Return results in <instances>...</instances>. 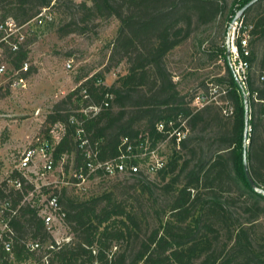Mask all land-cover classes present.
<instances>
[{"label":"trees","instance_id":"16d2710c","mask_svg":"<svg viewBox=\"0 0 264 264\" xmlns=\"http://www.w3.org/2000/svg\"><path fill=\"white\" fill-rule=\"evenodd\" d=\"M250 1L235 0L229 22ZM90 2L92 5L87 0L77 3L85 13L82 22L96 16L119 20L109 62L116 65L125 61L127 72L112 85L103 84V74L95 73L53 105L45 121L50 126L44 131L50 137L52 125L64 127L54 151L56 162L67 155L74 157L75 168L85 165L86 156L75 136L76 124L71 121L74 115L84 119L102 160L116 157L126 137L136 146L148 137L153 143L163 139L164 132L157 128L160 122L168 128L170 121L179 125V117L187 119L190 135L181 141L180 148L172 147L166 166L156 174L166 199H152L158 223L149 233L143 230L146 215H140L133 204L140 199H130L131 189L154 196L151 185L155 182L146 181L148 178L142 174L109 177L117 179L112 189L91 199H80L65 186L57 189L73 237L50 251L47 264H264V232H257L255 222L264 214V195L249 183L243 161L246 93L251 129L248 161L253 179L264 187V0H258L242 14L253 25L247 55L238 43L242 58L249 62L246 86L234 74L226 43L218 50L225 73L214 81L225 86L221 100L233 106L229 115L223 111L225 106L215 100L193 107L195 95L180 91L167 66L172 50L200 26L224 13L225 0ZM71 3L72 0H0V21L13 17L22 25L43 7L69 11ZM78 24L71 19L61 30L65 34L83 32L84 27ZM29 42L15 52L6 45L9 65L14 70L20 69L29 57ZM110 69L111 65L107 71ZM32 71L33 67L27 74ZM202 86L209 91L208 83ZM105 102H109L108 106H104ZM101 104L97 113L81 111ZM69 166L67 163V171ZM17 176L20 174L15 172L11 178ZM129 178L134 182L125 185ZM123 184L121 191L117 187ZM30 188V184H24L22 190ZM22 190L8 186L5 180L0 197H8L17 205L23 197ZM240 196L251 200L244 207L251 215L246 221L236 212ZM10 225L15 231L17 260L45 264L23 243L26 238L43 243L53 239L37 210L22 206Z\"/></svg>","mask_w":264,"mask_h":264},{"label":"rangeland","instance_id":"374dc122","mask_svg":"<svg viewBox=\"0 0 264 264\" xmlns=\"http://www.w3.org/2000/svg\"><path fill=\"white\" fill-rule=\"evenodd\" d=\"M72 1L69 11L51 7L54 14L52 21L46 22L43 26L31 24L24 29L26 37L31 41L27 46L29 50L27 60L31 68L33 67L31 73L24 75L25 83L13 85L15 71L9 65L7 46L2 45L0 48L1 59L8 63L7 73L0 74V186L15 169L23 150L31 142H35L38 135H45L44 129L50 126L45 122L46 117L57 101L95 73L103 74V84L112 85L119 76L127 72L125 61L116 65L109 62L111 43L117 36L119 20L114 16L105 18L96 16L84 23L81 17L85 13L77 5L84 0ZM87 1L88 5H92L90 0ZM234 1L225 0L226 9L217 20L200 26L167 56V66L183 94L195 95V99L198 94H205L208 98H216L217 103L226 105L227 101L221 100L223 93H220L225 86L217 84V90L214 89L216 87L214 79L225 73L224 61L218 50L227 41L231 24L229 17L235 8ZM71 19H76L79 27H84L83 32L65 34L61 30ZM229 58L232 65L233 59ZM68 61H71L72 68H67ZM109 65L111 69L107 71ZM203 82L213 87L210 93L202 86ZM202 105L192 104L193 107ZM248 129L251 130L250 127ZM49 134L50 137L54 135L61 139L64 127L61 124L52 125ZM73 162L74 157L68 156L66 164L70 165L67 171L70 176L73 172ZM59 173L57 169L52 179L58 178ZM125 175L130 177L129 174ZM144 177L148 178L146 181L155 182V185H151L154 196L152 197L149 192L143 195L139 189H131L130 199H140L135 200L133 204L137 205L140 215L143 213L146 215L143 230L144 233H149L158 223L152 199L162 201L166 197L159 189L162 182L156 174ZM116 181L117 179L109 177H91L83 188L67 187L80 199H91L110 191ZM133 182L134 180L129 178L125 179L124 184ZM124 184L117 188L123 191ZM249 202L251 200L247 196H240L237 200L236 212L242 217V221L251 216L244 210ZM255 222L257 232H264V214ZM58 235L73 237L66 222L59 226Z\"/></svg>","mask_w":264,"mask_h":264},{"label":"built area","instance_id":"2783aa9c","mask_svg":"<svg viewBox=\"0 0 264 264\" xmlns=\"http://www.w3.org/2000/svg\"><path fill=\"white\" fill-rule=\"evenodd\" d=\"M54 14L51 11V6L43 7L40 12L30 21L25 24H17L13 17H8L4 21H0V48L2 45H7L11 51L15 52L24 45L28 37H26L24 29L31 24L43 26L46 22L52 21ZM232 26L230 30L232 49L230 57L233 59V69L238 75L240 81L246 86V79L248 74L249 62L242 58L238 43L240 42L244 53H249V40L251 38V30L253 25L248 24L244 17L241 16L234 22L231 21ZM67 68H72L71 61L66 63ZM31 69L28 60L22 63L18 70H14L13 85L25 83V76ZM8 63L1 59L0 54V74L7 73ZM214 89L217 88V84ZM213 87H210L209 93ZM217 90V89H216ZM222 88L220 93H225ZM112 98V95H108ZM205 94H198L192 104H205L211 101H217L216 98H206ZM109 102H105L104 106H108ZM103 105H92L89 108L82 109L85 114L89 112L97 113L102 109ZM90 110V111H89ZM225 114H232L233 106L227 101L224 107ZM72 123L76 124V140L79 147L86 156L84 166L75 168L73 166L72 175H68L66 169L67 155L56 162L54 151L56 145L61 139L58 136L49 137L47 135H38L35 142L23 150L18 164L15 169L11 171L7 178L8 186L15 189L22 190L24 184H30L32 188L23 191V197L20 202L15 205L13 200L5 197H0V264H28L27 261L19 262L17 260L14 246L15 231L10 225L13 217L19 215L20 208L24 205H29L31 208L37 210L38 216L41 217L47 230L52 235L53 239L48 242H41L40 239L26 238L23 240L26 249L33 251L36 255H40L45 264L48 263L50 251L60 248L65 242L71 238L69 236L58 235L59 226L65 223L66 213L60 201L59 194L56 192L61 187L74 186L83 188L84 184L91 177H114L117 175H136L142 174L144 176L157 174L163 169L171 154L173 146L181 147V141L190 135V128L187 119L178 118L179 125H175L174 121H170L167 128L165 122L158 123V130L164 132V138L154 141L149 137L141 142L138 146L134 144L129 137L123 139L119 154L110 159H100V151L97 143H93L90 139L89 133L84 126V119L74 115L71 118ZM53 129L51 130L52 133ZM50 133V134H51ZM62 138V137H61ZM138 162H134V161ZM59 166V168H57ZM60 171L59 177L52 179L54 173ZM72 169V167H71ZM15 172L20 176L11 178ZM23 179L25 181H23ZM24 182V184H23ZM7 192V190H6ZM117 247L114 248V250ZM93 264H99L95 262Z\"/></svg>","mask_w":264,"mask_h":264},{"label":"water","instance_id":"95a60500","mask_svg":"<svg viewBox=\"0 0 264 264\" xmlns=\"http://www.w3.org/2000/svg\"><path fill=\"white\" fill-rule=\"evenodd\" d=\"M258 0H251L250 2H248L247 4H245L239 11L238 13L234 16L232 22H234L236 19H238L239 17L242 16V14L244 13V11L249 8L251 5H253L255 2H257ZM232 26L230 25L229 27V32H228V36H227V41H226V47H227V54L228 56L231 55V49H232V42H231V35H230V30H231ZM235 76L239 79L238 75L236 74L235 70L233 69ZM240 80V79H239ZM245 97V105H246V129H245V136H244V151H243V161H244V169H245V174L246 177L249 181V183L251 184V186L254 188L255 191L261 193L264 195V187L260 186L258 183H256V181L253 179L252 177V173L250 170V166H249V161H248V146L250 143L249 140V102H248V98H247V94H244Z\"/></svg>","mask_w":264,"mask_h":264}]
</instances>
